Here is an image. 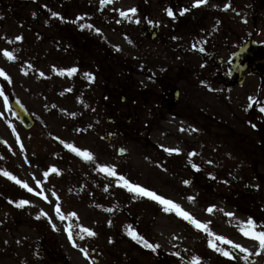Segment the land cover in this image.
<instances>
[{
	"label": "rangeland",
	"instance_id": "rangeland-1",
	"mask_svg": "<svg viewBox=\"0 0 264 264\" xmlns=\"http://www.w3.org/2000/svg\"><path fill=\"white\" fill-rule=\"evenodd\" d=\"M193 3L0 0V69L9 77L0 76V170L33 189L0 174V264H191L193 257L240 264L209 241L240 249L128 191L101 165L264 260L259 241L241 231L249 218L264 231V0ZM130 8L137 11L120 15ZM250 38L257 50L238 83L230 76L234 53ZM168 76L182 77L177 87L194 95L181 114L154 108ZM13 98L34 118L31 129L11 108ZM130 230L158 247L146 248Z\"/></svg>",
	"mask_w": 264,
	"mask_h": 264
},
{
	"label": "snow or ice",
	"instance_id": "snow-or-ice-1",
	"mask_svg": "<svg viewBox=\"0 0 264 264\" xmlns=\"http://www.w3.org/2000/svg\"><path fill=\"white\" fill-rule=\"evenodd\" d=\"M101 2L102 3H111L112 0H101ZM205 3H207V0H194L193 7H198V6H200L202 4H205ZM229 7H230V4H226L225 5V10H227V8H229ZM136 11H137L136 8H130L127 11H120V15L127 17L128 13H133L134 14ZM166 11H167L169 16H174V13H173L171 8L166 9ZM185 11H187V9H183L180 14L182 15ZM52 15L53 16H59V14L55 13V12H53ZM80 19H83V17H81ZM80 26L82 28L86 27V26L87 27H92L91 25H83V24H81ZM95 31L97 33H99L100 29L97 28V29H95ZM16 39L20 40V39H22V37L17 36ZM193 47H196V45H193ZM200 50L203 51V49H200ZM3 54L9 60L15 59V56H14L12 51L3 50ZM77 70L78 69L73 67V68L65 69V70H61V71H66L68 74H72V73H75ZM41 75H43V73H41ZM0 76H5L6 79L9 78V77H7V75H6V73L4 72L3 69H0ZM261 111H264V108H261ZM0 115H2V114H0ZM253 127H255V125H253ZM67 147H69L77 155H80L82 158H84L86 160L93 161L95 159L93 154L91 152L87 151V150H81V149L76 148V147H74L72 145H67ZM168 151L172 152V151H179V150L178 149H168ZM190 155H195V153H192ZM53 171H56V169H53ZM100 171L104 172L105 174H107L109 176L116 177L117 182H122L121 186L126 188L128 191L134 192L136 195L144 196V197H147V198L152 199L154 201H157L161 205L165 206L164 209H163L165 212H169V211H172L173 209H175L177 211V214L181 215L185 220L190 221L192 223V225L195 226L198 230H203V231L208 232L210 236L215 237V240L221 241V242L226 243V244H231L234 248L240 249L242 252H245V253L249 252V249L243 248L240 244H234L231 240H228L227 238H225L223 236H217L215 233L211 232L210 229H208V227H207V225L205 223H202L201 221L195 219L187 211H183L179 204L173 202L170 199L165 198L162 195H158L154 190H150L147 187L141 186V185L136 184V183H132L129 179H127L122 174H118L115 171V167L114 166L101 165L100 166ZM0 174L7 176L8 178L12 179L13 181H15L18 184H21V186L26 188V189H28V191H33V189L29 188V186H28V184L26 182H22L17 177H15L12 173H10L8 171L0 170ZM44 175H45V177H47L48 173L45 172ZM36 183L39 185V184H41V181L37 180ZM184 183L188 184L190 182L189 181H184ZM36 194L37 195H42L41 192H37ZM53 195H55V194L53 193ZM45 199H47V197H45ZM189 199H194V198H189ZM28 203H29V201H26V200L19 201V205H21V206L25 205V204H28ZM213 208H214V206H210L207 209V211L208 212H212ZM55 211H56L57 214L60 213L61 209H60L59 204L56 205ZM41 215H46V213H44L43 210H42L41 211ZM72 215L74 216L75 213H72ZM226 215L233 216L234 214L233 213H226ZM60 218L64 219L63 216H61ZM53 227H55V225H53ZM81 227H82L83 232L87 233L89 236L95 235V233L91 229H88V228L83 227V226H81ZM256 227H257L256 222L252 218H249L246 221V223L244 224V226L241 228V231H243L244 235L250 236L253 239L259 241L260 249H264V231H256L255 230ZM261 227H264V225H262ZM68 231H69V238L71 240L72 239V234H71L70 230H68ZM128 234L132 237V239L141 241L146 248H150V249L155 250V248L158 247V245H154L152 243H149L142 235L138 234L135 231H131L130 230ZM81 238H83V237L81 236ZM209 246L213 247L217 251L222 252V254L224 256H227V257H230V258H235L233 253L220 248L219 245L217 243H215L214 241H212V240L209 241ZM81 251L84 252V254L86 256L88 255L86 249H81ZM256 254L259 255L260 252L258 251ZM191 264H200V257H193L192 261H191Z\"/></svg>",
	"mask_w": 264,
	"mask_h": 264
},
{
	"label": "flooded vegetation",
	"instance_id": "flooded-vegetation-1",
	"mask_svg": "<svg viewBox=\"0 0 264 264\" xmlns=\"http://www.w3.org/2000/svg\"><path fill=\"white\" fill-rule=\"evenodd\" d=\"M234 75L237 74L235 73ZM181 79L182 77L179 76L173 78L168 76L166 77L165 82H161L164 83L163 84L164 88L162 89L160 94L157 91L155 92V94H157V96L160 98V100L154 104L155 109L161 108L162 111L166 110L168 112L166 114L168 115V114H177V113L181 114L183 113V111L185 112L189 108L191 102L190 100L194 99V95L193 98H191L190 94H187L188 92L187 89L177 87V84L179 83V81H181ZM181 99L184 100L183 104L180 103V101H182ZM132 105L133 106L136 105L135 100H133ZM142 108L146 109V105H143ZM178 109L179 111H177ZM151 114L152 117H160L159 111L154 110V112H152Z\"/></svg>",
	"mask_w": 264,
	"mask_h": 264
},
{
	"label": "water",
	"instance_id": "water-1",
	"mask_svg": "<svg viewBox=\"0 0 264 264\" xmlns=\"http://www.w3.org/2000/svg\"><path fill=\"white\" fill-rule=\"evenodd\" d=\"M256 50H257V45L255 44L254 40L250 38L245 43H243L235 52L233 59H234V66L239 68L238 83H242L244 81L245 74L248 69L247 62L241 64V60L244 57H250ZM11 106L25 128L29 129L34 125L33 118L30 116L28 111L21 105V103L18 100L16 99L11 100ZM122 150L123 149H119L120 154L124 153V150L123 151Z\"/></svg>",
	"mask_w": 264,
	"mask_h": 264
},
{
	"label": "trees",
	"instance_id": "trees-1",
	"mask_svg": "<svg viewBox=\"0 0 264 264\" xmlns=\"http://www.w3.org/2000/svg\"><path fill=\"white\" fill-rule=\"evenodd\" d=\"M233 255L240 264H264V260H257L249 253L234 251Z\"/></svg>",
	"mask_w": 264,
	"mask_h": 264
}]
</instances>
